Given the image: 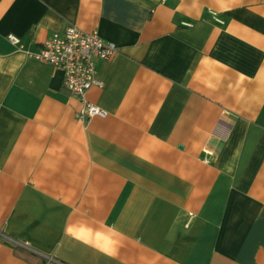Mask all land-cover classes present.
<instances>
[{
  "label": "crops",
  "instance_id": "1",
  "mask_svg": "<svg viewBox=\"0 0 264 264\" xmlns=\"http://www.w3.org/2000/svg\"><path fill=\"white\" fill-rule=\"evenodd\" d=\"M69 24L105 116L25 51ZM0 264H264V0H0Z\"/></svg>",
  "mask_w": 264,
  "mask_h": 264
},
{
  "label": "built area",
  "instance_id": "2",
  "mask_svg": "<svg viewBox=\"0 0 264 264\" xmlns=\"http://www.w3.org/2000/svg\"><path fill=\"white\" fill-rule=\"evenodd\" d=\"M213 18L222 22L216 13ZM8 39L19 49H24L17 35L9 34ZM25 51L30 58L62 69L65 88L82 101L77 113L79 119L87 121L96 115H106V111L90 102L87 95L93 86H102L97 61L110 59L118 53L116 43L106 41L97 31H85L76 24H69L63 31L52 32L39 50Z\"/></svg>",
  "mask_w": 264,
  "mask_h": 264
}]
</instances>
